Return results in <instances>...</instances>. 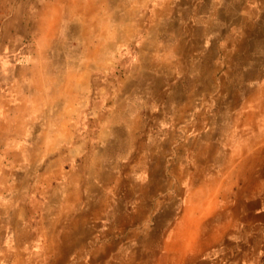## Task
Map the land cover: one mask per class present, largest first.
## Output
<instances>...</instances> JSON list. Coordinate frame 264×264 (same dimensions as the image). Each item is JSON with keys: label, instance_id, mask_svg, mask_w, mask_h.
I'll list each match as a JSON object with an SVG mask.
<instances>
[{"label": "crops", "instance_id": "crops-1", "mask_svg": "<svg viewBox=\"0 0 264 264\" xmlns=\"http://www.w3.org/2000/svg\"><path fill=\"white\" fill-rule=\"evenodd\" d=\"M193 6L201 24L195 38L204 45L195 51L193 74L169 81L177 90L163 99L160 115L153 100L126 90V78L114 97L124 126L139 121L132 133H161V159H112L137 170L110 184L90 175L85 145L88 153L65 177L73 188L69 217L52 222L63 207L49 192V201L33 208L39 222L19 223L17 237L2 239L18 248L3 264H264V0H194ZM206 103L209 112L201 114ZM153 166L162 168L160 184L152 169H138ZM41 195L35 191L32 199ZM17 210L27 215L25 207Z\"/></svg>", "mask_w": 264, "mask_h": 264}, {"label": "rangeland", "instance_id": "rangeland-1", "mask_svg": "<svg viewBox=\"0 0 264 264\" xmlns=\"http://www.w3.org/2000/svg\"><path fill=\"white\" fill-rule=\"evenodd\" d=\"M79 1L59 8L0 0V264L18 249L2 239L17 237L19 223L39 222L33 208L48 202L49 192L63 207L52 222L69 217L73 188L65 177L88 153L85 145L90 175L110 184L137 170L112 159H161V133H132L140 130L136 118L127 119L133 128L123 125L114 103L119 81L126 78V90L153 100L160 115L163 99L177 90L169 81L193 74L195 51L204 45L195 38L201 24L194 22V0H109L105 7L97 5L101 0ZM209 107L202 105L201 114ZM149 168L160 184L161 167H138ZM35 191L42 194L36 201Z\"/></svg>", "mask_w": 264, "mask_h": 264}]
</instances>
